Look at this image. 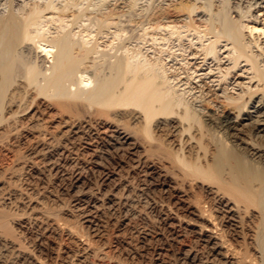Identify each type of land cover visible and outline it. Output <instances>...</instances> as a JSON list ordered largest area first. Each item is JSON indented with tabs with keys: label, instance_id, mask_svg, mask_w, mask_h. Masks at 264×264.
Listing matches in <instances>:
<instances>
[{
	"label": "bare ground",
	"instance_id": "bare-ground-1",
	"mask_svg": "<svg viewBox=\"0 0 264 264\" xmlns=\"http://www.w3.org/2000/svg\"><path fill=\"white\" fill-rule=\"evenodd\" d=\"M230 3L207 24L145 28L174 65L186 60L178 67L185 84L203 75L228 87L249 66L242 72L253 73L259 93L226 94L231 110L223 115L197 109L201 88L191 102L184 96L193 89L171 90L177 77L166 73L163 55L127 49L112 55L107 73L95 68L98 44L66 29L77 0L22 15L10 8L0 18V155L11 161L0 172V264H264V22L252 19L253 4L233 18ZM212 6L176 8L190 15ZM51 25L58 30L48 37ZM166 29L169 36H157ZM194 60L199 68L189 67ZM95 171L99 181L87 176ZM52 175L70 179L68 208L56 205ZM117 212L126 228L144 225L143 243L165 238L168 246L150 258L145 244L112 236L106 225Z\"/></svg>",
	"mask_w": 264,
	"mask_h": 264
},
{
	"label": "rangeland",
	"instance_id": "rangeland-1",
	"mask_svg": "<svg viewBox=\"0 0 264 264\" xmlns=\"http://www.w3.org/2000/svg\"><path fill=\"white\" fill-rule=\"evenodd\" d=\"M205 1L208 2V0H77V4H76L77 6L76 5L73 6L71 8L72 10L67 12L69 16L66 19L68 22L66 29L67 30L70 29L73 32L75 39L77 38L78 40L79 39L81 40V37L85 36V39L90 41L89 45L98 44L99 46L98 49L101 52L94 55L95 60H96L95 63L97 65L95 63L93 64L95 65V68L97 67L100 68L102 66L101 67V69L103 70L102 72H105V73L108 72L107 62L115 59V57H112V55L116 54L117 56H120L121 54H124L125 52H127L126 51L127 49L130 51V52L128 51L129 53L140 52L148 58L149 57L157 58L163 55V58L166 59L164 60V65L166 67V70L168 69L166 73L171 79H173V77H177L175 81L177 85L174 86L175 82L174 84H171V86H173L171 87V90L177 89L175 91L178 94L183 96L184 92H187L188 90L193 89L191 93L188 92L184 96L191 102L195 99L196 96L200 95L201 93L200 90L202 89L204 90L205 96H203V98L201 99V102H198L197 105L199 107H197V109H200V108L203 109L204 113L206 114L214 113L217 115H223L228 110H231L230 107L226 104L227 103V100L225 97L226 94L228 96H232L237 99L240 97H241L240 99H242L243 97V99L245 98L244 100H247L252 93L255 94V96L259 93V92H256V88H258L256 87V85L258 84V82H256L257 79L256 78L253 80L250 79L253 73L251 71L242 72L244 69H246V67H249V66H244L245 62H242L241 67L242 65L244 66L242 71L239 70L238 75H236L235 78L233 79H231V76L229 77L228 81L226 82V84L228 83V87H226L225 84L222 85V87L220 85L217 86L215 85L217 84V82H215L213 85L212 81L210 80H212V78L214 77L207 79V77L205 78L203 75L202 77H198L194 80L191 78L190 79L191 84L189 83L185 84V81L187 80L186 73H182L183 70L181 72V70H179L178 67L185 66L187 68L188 66L184 64L186 60L184 61L181 60V62L178 61L177 62L178 64L174 65L173 62L175 63V61L173 60L171 61L172 57L167 58L166 55L161 53V49L162 50L166 49L167 46L165 45L166 46L165 47L162 43L161 44H158L155 42L152 43L153 41L151 40L150 36L145 35V32H146L145 28H148V31H152V28H149L150 27V24H148L149 21H151L152 24L156 23L157 21H162L163 23H171V25H173L174 22L182 24V23L190 22V20L194 18V21H196L198 24H207L211 19V16H210L211 13L213 14L212 16L216 18V14L218 13L219 10L221 11V9L223 8V2L225 0H212L213 6L211 7L212 9L211 12L206 11L203 8H198L192 14L189 15L188 12H180L179 10H177V8L180 7L181 4L189 3L192 5L196 4L197 6H202V5L204 6V4L206 3ZM230 1H231L230 8H231L233 18L239 19L241 16V11L242 10L246 11L248 6L250 4H253V6L251 7V11H250L251 14H253L252 19L257 16L259 21L264 22V0H230ZM47 3H50L58 8H63L64 5L66 4L69 5V3L71 4L72 0H0V18L6 15L10 8H12L17 14L22 15V14H25V12L27 13L31 8H33L37 4L45 5ZM56 12L55 14L54 12L47 14V17L50 18L52 17V15H55L56 17ZM74 12L76 14L80 12L82 17L80 16L79 19H75L73 16ZM109 12L113 13L112 16H110L111 19L110 17L108 18L110 21L107 20V22L104 24L100 23L99 19L104 14L109 13ZM244 20L246 21L248 19L245 18ZM57 30L55 28V25H51V28L49 32L47 33V36L49 35L48 37H52L54 36V34L56 35L55 32H57ZM168 31L169 29H166L163 31L160 30L159 31L160 34H158L157 36L158 37H161L164 35L169 36ZM247 37L248 36H246V38ZM260 39H261L260 42H262L261 45L264 46V34L261 36ZM246 40L249 41L250 39L247 38ZM185 44L188 45L189 42L185 41ZM120 46H121V49L117 50ZM253 51L256 54L260 53L257 47H253ZM103 52L108 53L107 55L105 54L106 55L105 58L102 56ZM108 55L110 56L108 57ZM29 56H31L30 58H32L34 54L29 55ZM261 58H264V56H261ZM180 59L181 57H179V60ZM196 62H201V60L198 59ZM196 62L195 60L191 61L190 62L191 64H189V67L199 68L196 65ZM47 64L48 63H46V65ZM93 68L94 67H91L89 69V75L94 74L95 69ZM198 74H201V72H199ZM215 76H219V74ZM192 82H195V84ZM179 83L180 85H178ZM196 85L201 86V87H195ZM225 88H226V93L223 92ZM6 142L7 140H5V143ZM5 143L3 145H5ZM24 147H25V144H22L20 151L23 152V154H26V151H23V150H26V147L25 148ZM9 156H10L9 154L8 156L0 155V163H1L0 172H1V167H6L8 166V164L9 165L11 164ZM7 158L9 161L7 160ZM114 167H115L114 162L110 161L108 163V169L111 170V169H114ZM102 173H103L102 171L101 172L100 171L89 172L87 173V176L94 181L95 180L99 181L101 178L100 175H102ZM4 178L5 177L3 173H1L0 181H2ZM50 179H51L49 183L50 189L51 190L54 189V191H56L55 193L56 194L58 193L57 195L59 196L58 202L56 205L62 204L65 206V203H63L62 201L64 202L67 201L66 204L69 207L70 195L64 190L65 189L64 187H66V185L69 183L68 182V180H70L69 177L64 176L63 178L58 175H52ZM1 194H0V197H1ZM121 214L122 213L117 212L116 216L118 218L115 217L117 220L116 219L109 220L108 223L110 225L107 223L106 231L109 232V234H111L112 236H115L117 233L120 232V234L123 233L121 234L122 237H126L132 240V243L134 245L142 246L145 244L146 247L149 248V252H148L149 254L147 255L148 256L150 255L149 256L150 258L155 256L156 254L155 249L161 247L163 243L165 244L164 246L166 247L168 246L167 244L168 242L165 241V238H163L162 240H159L157 238H154V239L151 238L153 240L149 239V240H146L145 243H143L141 241L142 240L141 235L145 231L144 225L140 222H136L135 220L132 222V226H129L128 228H126L125 225H120V221L118 220L119 218H121L119 217ZM151 253L153 254V256ZM170 256L172 258V255L169 252L168 257L170 258Z\"/></svg>",
	"mask_w": 264,
	"mask_h": 264
}]
</instances>
